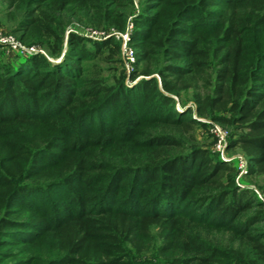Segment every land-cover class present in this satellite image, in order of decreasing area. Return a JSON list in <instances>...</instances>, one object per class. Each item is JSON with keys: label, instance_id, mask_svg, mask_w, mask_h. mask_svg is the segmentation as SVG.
<instances>
[{"label": "trees", "instance_id": "1", "mask_svg": "<svg viewBox=\"0 0 264 264\" xmlns=\"http://www.w3.org/2000/svg\"><path fill=\"white\" fill-rule=\"evenodd\" d=\"M1 1L60 61L0 64V264H264V203L196 137L264 178V0Z\"/></svg>", "mask_w": 264, "mask_h": 264}, {"label": "rangeland", "instance_id": "2", "mask_svg": "<svg viewBox=\"0 0 264 264\" xmlns=\"http://www.w3.org/2000/svg\"><path fill=\"white\" fill-rule=\"evenodd\" d=\"M8 11H6L5 9V3H3L0 0V32L4 35H10L13 37V39L19 43V48L14 49L12 48L10 45H0V64H4L6 66H9L10 68H14L16 67L18 64H20L21 62H23L24 60L28 59L30 56H32V52H30L29 50H35L38 52H42L44 57H46L49 61L55 62L57 60L50 58L47 53L45 52V49L43 47H41L39 44H32V45H26L24 43H22L19 38L18 35H15L13 33H11V30L14 26V22H12V20L9 19L8 17ZM130 26V25H129ZM131 29V26L128 27V30ZM76 32L77 34L88 38V39H97V40H104V37L106 34H110L111 36H113L112 34H114L116 40L118 42H120V52H121V48L124 45V41L122 38V35L124 36L125 34H120L118 32H110V33H103L104 35L102 36V34H100L99 32L89 29V28H84L80 25H78L77 23H71L70 25H68V27L65 30V33L67 34L68 32ZM106 39V38H105ZM127 49H129L133 53V50L131 48H129V46L127 45ZM64 53V51H63ZM39 54V53H37ZM34 54V55H37ZM63 55V54H62ZM123 55L122 53H120V58L122 61V65L120 66V69L123 73V76L125 77L124 79V83L126 86H132L135 82H137L138 80H140L141 78H143V76H138L135 80H130V76H131V72L133 71V65L131 64V68L132 70L130 71V73L127 75L125 68H124V64H123ZM134 57V55H133ZM126 57H124L125 59ZM125 62H128V60L125 59ZM115 66V65H112ZM116 67V66H115ZM102 69L105 70L104 74L105 76H112L115 74V72L111 71L110 69L108 70V67L106 65H102ZM186 107H190L193 108V104L191 103V101L187 100ZM178 110H181V107L177 104L176 105ZM195 116V115H194ZM206 120V119H204ZM209 120L204 121V124H206V127L204 128H197L196 131V137L197 140L200 143H206L209 144L210 142H212V145H210V149L213 152V145L215 142V137L214 135L211 133V124L212 122L210 121L209 123L207 122ZM216 124V123H215ZM218 125V124H217ZM220 126V125H219ZM222 127V126H220ZM223 128V127H222ZM224 129V128H223ZM228 144V142H227ZM243 155L241 154V152L239 150H233V151H229L228 149H226V155L225 158L228 159V161L233 165L234 168H236V177L238 176L240 170H239V165L241 162V159H243ZM244 160V159H243ZM238 184L240 187H247L251 190H253V192L256 194L255 190L257 192H259L260 194L264 195V178L263 177H258V178H249L246 177L245 175L239 176L238 178ZM257 186H260V188H258ZM264 203V202H263ZM154 246H157V242L156 240L154 241ZM6 251L4 252H16L17 250L19 251L20 249L18 248H9V249H5ZM155 251V248L153 249V252ZM152 252V254H153ZM21 254V253H18ZM38 254V253H37ZM40 255V254H38ZM21 258H24V256L26 255H21ZM148 257H151L150 255H146Z\"/></svg>", "mask_w": 264, "mask_h": 264}, {"label": "built area", "instance_id": "3", "mask_svg": "<svg viewBox=\"0 0 264 264\" xmlns=\"http://www.w3.org/2000/svg\"><path fill=\"white\" fill-rule=\"evenodd\" d=\"M130 27V26H128ZM128 30V29H127ZM102 34V36L105 34L103 33H100ZM122 35V33H120ZM125 34L124 36L122 35V38H123V41L125 42L124 45L122 48H121V53L124 57H126L125 59L128 60V62H125V59L123 57V64H124V68H125V71L127 73V75L130 73V71L132 70L131 68V64L133 65V62H134V57L132 55V52L127 49V42H128V32L126 33H123ZM113 36H115L114 34H112ZM109 36H111L110 34H106L104 39L105 38H108ZM93 40H97V39H93ZM0 45H10L12 48L14 49H17L19 48V43H17L12 36L10 35H4L0 32ZM30 52H32L34 54H43L42 52H38V51H35V50H29ZM195 117V116H194ZM196 118V117H195ZM198 121H201V122H204L206 120L204 119H199V118H196ZM208 123L210 121H207ZM211 133L214 135L215 137V142H214V145H213V152L216 153L219 158L223 161V162H226L228 161V159L225 158V155H226V149H227V142H228V132L226 129H223L222 127H220L219 125L215 124V123H212L211 124ZM244 159V160H243ZM243 159H241V162H240V165H239V174L238 176L235 178V181L238 183V178L239 176H242V175H245L246 174V160L245 158L243 157ZM256 192V195L258 197V199L262 202H264V195L260 194L259 192Z\"/></svg>", "mask_w": 264, "mask_h": 264}, {"label": "water", "instance_id": "4", "mask_svg": "<svg viewBox=\"0 0 264 264\" xmlns=\"http://www.w3.org/2000/svg\"><path fill=\"white\" fill-rule=\"evenodd\" d=\"M58 61H60V60H58Z\"/></svg>", "mask_w": 264, "mask_h": 264}]
</instances>
